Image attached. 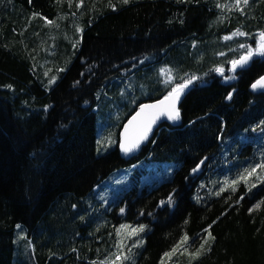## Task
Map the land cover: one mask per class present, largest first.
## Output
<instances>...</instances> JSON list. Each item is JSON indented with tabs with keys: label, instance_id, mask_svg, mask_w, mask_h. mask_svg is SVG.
Returning <instances> with one entry per match:
<instances>
[{
	"label": "trees",
	"instance_id": "1",
	"mask_svg": "<svg viewBox=\"0 0 264 264\" xmlns=\"http://www.w3.org/2000/svg\"><path fill=\"white\" fill-rule=\"evenodd\" d=\"M218 2L231 0H111L116 10L104 1L100 12L94 3L79 10L57 0H0V264H14L17 225L31 244L29 264H101L116 251V229L126 223L147 226L143 246L132 249L134 264H159L184 232L192 246L209 225L211 251L191 264H264V206L249 214L264 199V183L248 192L241 182L235 193L215 195L220 182L264 160V131L257 128L264 121V94L249 89L264 74V60L231 82L210 71L223 66L229 73L227 61L242 54L238 45L254 46L255 34L264 30V3L250 0L240 15L222 11ZM40 16L78 22L83 32L71 28L73 42L55 46ZM237 28L249 37L223 39ZM160 66L173 70L172 85L155 76ZM52 76L56 83L48 86ZM190 76L198 79L181 102L182 127L161 129L129 163L118 142L98 154L102 108L134 101L140 82L146 83L154 97L137 102L123 124L140 104L162 98L180 77ZM205 157L202 171L189 175ZM134 166L139 175L161 176L132 178L120 193L123 202L93 208L96 189L117 170ZM173 190L174 205L158 208ZM240 196L245 198L237 203ZM167 264L190 259L178 250Z\"/></svg>",
	"mask_w": 264,
	"mask_h": 264
},
{
	"label": "snow or ice",
	"instance_id": "2",
	"mask_svg": "<svg viewBox=\"0 0 264 264\" xmlns=\"http://www.w3.org/2000/svg\"><path fill=\"white\" fill-rule=\"evenodd\" d=\"M31 3V0H29ZM61 0H57V3H60ZM69 8L72 7L73 0H67ZM177 3H189L191 0H176ZM120 3L123 5H127L130 3V0H120ZM260 3H264V0H260ZM250 0H231L230 3L220 4L219 2L216 4L217 8H220L222 11L227 10L228 12H238L240 15H245V9L249 7ZM76 8L79 9L84 6V0H77L76 2ZM109 7L112 8L113 11L116 10L115 5L111 3V0H109ZM38 13H33L32 18H35L36 16H39ZM75 15V13H73ZM40 19L45 21V24L52 25L54 22L51 20H48L46 17L40 16ZM171 23V21H169ZM182 23V21H181ZM78 32H82V28L76 29ZM249 33L242 31L240 28H237L234 32H232L229 35H225L223 39L225 41L232 40L234 37H249ZM79 43V41H77ZM75 47V45H74ZM240 49H244L242 54L237 57L233 58L227 61L228 64L231 65V68L229 69L231 72H236L237 68H243L245 65L249 63L253 59L254 56L264 57V30H261L255 34V46L248 45L246 43H240L238 45ZM230 51H234L233 49H229ZM219 55L224 56L225 53L221 52ZM143 61H141L142 63ZM58 71H64L63 68L58 69ZM210 71H214L218 73L220 76H225V69L223 66H217L214 69H211ZM173 70L168 67H162L159 69L160 76L164 77L163 84L165 87H168L169 85H172L174 77H173ZM48 73L45 72V76H47ZM234 77H225V79H232ZM198 79L196 76H190L187 79L184 77H180L181 82L178 84H174L169 91L163 96L162 99L156 101L155 103L151 104H141L139 106V110L133 115L127 122L126 125L123 127V132L121 135V140L119 142L120 150L125 154L128 155L137 149L140 148L141 144L144 143L147 139L149 134L152 131L153 126L156 124V122L161 117H166L167 120L176 122L180 120V111L177 107L178 101L180 97L183 95L185 89L189 87L193 83L194 80ZM57 77L52 76L48 80V86H51L56 83ZM80 81H76L73 86H76L79 84ZM9 88H11V85H8ZM251 88L253 90H261L264 91V76H261L259 79L255 80L254 83L251 84ZM227 100L232 99V94L228 93L225 97ZM45 111H47V108H45ZM257 128H260L261 131H264V121H262L259 125H257ZM257 128H252V132H256ZM219 138V137H218ZM100 143V141H98ZM207 157L202 159L195 167H193L189 173V175H193L197 173L200 170L201 165L204 164V160H206ZM257 169L261 170V173H264V160H262L258 164L251 165L247 168L243 169V172L240 173L235 179L229 180L225 179L224 181L220 182L221 187L217 192H215L216 196H220L223 192L230 190L232 193H235L237 191L238 185L243 182L247 188L248 192H251L253 188L257 187V182L264 183V175L258 174ZM255 177V180L250 183V178ZM187 179V178H186ZM214 184L216 182H213ZM204 185H201V188H203ZM174 195L175 190H173L171 193L167 195L165 199H162L158 202L157 207L162 208L165 205L172 206L174 205ZM245 197L240 196L237 203H239L241 200H243ZM103 199V198H102ZM200 197H196L197 203L200 202ZM229 199H231V196H229ZM262 206H264V199H260L257 201L250 209L249 214L251 215L253 212H256L258 210L262 209ZM125 209L120 208V213L124 214ZM145 213L143 210L140 211V216H143ZM149 216L152 215L151 212L148 213ZM83 219V217H81ZM185 224L188 223L187 220L184 222ZM17 228L20 227V225L16 226ZM145 224H138V225H132V224H121L119 228L116 229V235L117 237L132 239L133 237H139L141 233H143L146 229ZM211 228V225H209L208 228H205L203 231L207 233V237L201 236V242L198 246L194 248V250L189 251V248L191 245H189V241L191 240V237L187 234V232H184L180 239L176 242L173 247L165 251L159 261V264H167V261L171 259V257L180 250L182 254H187L191 261L198 259L201 255H204L207 251H211L210 245L206 248L205 246L208 245L209 240L214 241L215 237L212 236L209 229ZM200 235V234H198ZM123 238L118 239L116 242V251L112 253V255L107 258L105 261L101 262V264H126V262L132 260V264H134L132 249L142 247L144 244V241L142 238L140 239H134L131 246L126 245L123 242ZM74 250V249H73ZM95 264V262H93Z\"/></svg>",
	"mask_w": 264,
	"mask_h": 264
},
{
	"label": "rangeland",
	"instance_id": "3",
	"mask_svg": "<svg viewBox=\"0 0 264 264\" xmlns=\"http://www.w3.org/2000/svg\"><path fill=\"white\" fill-rule=\"evenodd\" d=\"M104 1H109V0H84V6L79 8V10H82L84 9L85 6H88L91 3H94L95 5L94 11L100 12L106 6L105 5L104 7H100ZM76 2L77 0H73V3H76ZM61 3L63 6L65 3H67V0H61ZM36 27L37 25L34 26L33 30H36L35 29ZM46 27L47 29L45 30V32L49 34V38L54 42V45L61 46V47H63L64 43L73 42L72 41L73 35L69 31L71 28L72 29L74 28L73 31H74V34L76 33V35L81 34L83 32V31L78 32L76 30L77 28H82V26L79 25L78 22H67L65 19L63 20L62 23H53L52 25H46ZM239 51L242 53L244 49H239L236 52H239ZM162 67L163 66H160L155 69L154 74L156 77L160 76L159 69H161ZM164 67L170 68L169 66H164ZM162 78L164 79V77ZM132 85L134 84L132 83ZM135 88H136V85H135ZM138 89L141 90V93L137 94L134 97V101H130V99L125 98L121 101V102L124 101L123 104H119L118 102L115 106H112L110 109L105 107V109L102 108L103 110L100 111L101 114H105V116L104 115L102 116L101 114L98 116V121H97V126H96L97 143L98 141H100V143H98V154L99 155H104L116 148L117 142H118L119 128L122 124V121L125 118V116L134 108L135 104L139 101H145L151 97H154V95L151 96L146 83L140 82ZM124 95L125 97H127L128 93L127 94L124 93ZM155 165H158V164L154 162L150 163L151 167ZM135 169H136L135 166L130 167V168L126 167V168L119 169L113 174H111L96 189L98 190L99 188H101V191L95 197V199L98 201L97 203H95L96 205L92 204L93 208H96L98 206L100 208H107L111 204V202L116 201V200H117V203L119 201L123 202V200L119 199L121 197L120 193H122L124 190L128 188V186L130 185V182L132 181V178H140L142 181H146V180H151L155 178H160L161 176L160 171L156 173H152V174L139 175L137 174ZM138 169H141V168L139 167ZM114 208L116 207H114L113 205L110 207V210H113ZM109 213H111V211H109ZM142 236H143V233H141L139 237L143 238ZM203 237H207V233ZM121 238H123V234H122V237H118V239H121ZM126 240L128 239L123 238V241H126ZM198 241H199L198 243H193V245L190 247L192 250H194V248L199 245V243L201 242V237H199ZM211 243H212V240H209L208 245H206L205 247L207 248L209 245H211ZM14 244H15L14 264H29L28 261L30 258L31 244L27 238L25 229L21 225L19 228H16V232L14 234ZM190 248H189V251H191Z\"/></svg>",
	"mask_w": 264,
	"mask_h": 264
},
{
	"label": "water",
	"instance_id": "4",
	"mask_svg": "<svg viewBox=\"0 0 264 264\" xmlns=\"http://www.w3.org/2000/svg\"><path fill=\"white\" fill-rule=\"evenodd\" d=\"M251 64H252V60L249 61V63H248L247 65H245L243 68H237L236 71L239 72V71H241V70L247 69V68H249V67L251 66ZM263 76H264V75H263ZM251 91H253V92H264V91H261V90H253L252 88H251ZM183 97H184V93H183V95L180 97V99H179V101H178V104H177L178 109H180V104H181V102H182ZM160 99H162V98H160ZM160 99H158V100H160ZM158 100L151 101V102H146V103H142V104H151V103H155V102L158 101ZM139 106H140V105H139ZM139 106L137 107V109L135 110V112H134V113H133V114L127 119V121L124 123V125H126L127 122H128V120H129L133 115H135V113L139 110ZM179 111H180V110H179ZM124 125H123V127H124ZM167 125L170 126V127H172V128H180V127L183 125L181 112H180V120H179V121H176V122L169 121V120H167L166 117H161V118L156 122V124L153 126L152 131H151V133H150L149 136H148V139H147L144 143L141 144V146H140L139 149H137L136 151H134V152H132V153H130V154H128V155H125V154L120 150V147H119V142H120V140H121V135H122V132H123V127H122L121 130H120V133H119V141H118V151H119V154H120L121 159L124 160L125 162H130L132 159L137 158V157L141 154L142 150H143L145 147H147L148 144H150V142L156 137L158 131H159L161 128H163L164 126H167ZM204 162H205V161H204ZM203 165H204V164H203ZM203 165H201V167H202ZM201 167H200V169H201ZM199 171H200V170H199ZM199 171H198V172H199ZM198 172H197V173H198ZM197 173H195L194 175H196Z\"/></svg>",
	"mask_w": 264,
	"mask_h": 264
},
{
	"label": "flooded vegetation",
	"instance_id": "5",
	"mask_svg": "<svg viewBox=\"0 0 264 264\" xmlns=\"http://www.w3.org/2000/svg\"><path fill=\"white\" fill-rule=\"evenodd\" d=\"M254 46H255V43L253 44ZM253 46V47H254ZM263 60H264V57H259V56H254L253 57V59H252V64H251V66L249 67V68H247V69H244V70H241V71H239V72H226L225 71V75L227 74L228 76H226V77H234V78H232V79H225L224 78V80H226V81H229V82H231L233 79H237L238 78V76H237V74H242L241 76L243 77V74L245 75V73H246V71H248V70H250L252 67H253V65H256L255 67H256V71H257V69H258V67L257 66H259L260 67V64L263 62ZM260 61V62H259ZM264 75V74H263ZM262 75V76H263ZM260 78V77H259ZM259 78H256V79H254L253 81H252V83H254L255 82V80H257V79H259ZM251 83V84H252ZM251 84H250V86H249V89H250V87H251ZM234 91H236V90H233L232 92H234ZM252 94H254L253 92H251ZM260 93V92H259ZM260 94H264V92H261ZM260 94H257V95H260ZM254 95H256V94H254ZM233 96V95H232ZM232 100V99H231ZM231 100H229V102L231 101Z\"/></svg>",
	"mask_w": 264,
	"mask_h": 264
}]
</instances>
